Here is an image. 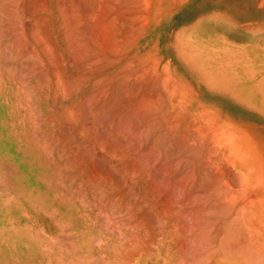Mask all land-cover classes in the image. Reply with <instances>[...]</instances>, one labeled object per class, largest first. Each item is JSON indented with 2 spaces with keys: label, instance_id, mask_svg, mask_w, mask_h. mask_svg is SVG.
<instances>
[{
  "label": "rangeland",
  "instance_id": "rangeland-1",
  "mask_svg": "<svg viewBox=\"0 0 264 264\" xmlns=\"http://www.w3.org/2000/svg\"><path fill=\"white\" fill-rule=\"evenodd\" d=\"M30 1L17 9L24 20L0 32L3 138L35 171L16 180L0 165L15 264H264V134L240 133L239 119L183 85L157 46L138 49L126 23L106 39L99 23L88 34L75 20L102 0Z\"/></svg>",
  "mask_w": 264,
  "mask_h": 264
},
{
  "label": "crops",
  "instance_id": "crops-1",
  "mask_svg": "<svg viewBox=\"0 0 264 264\" xmlns=\"http://www.w3.org/2000/svg\"><path fill=\"white\" fill-rule=\"evenodd\" d=\"M31 3L30 0H0V32L3 21L24 20L17 16V9ZM187 7L195 8V12ZM263 7L264 0H186L159 23L154 38L161 58L182 84L200 88L201 95H208L203 100L211 103L219 116L239 119L240 133L264 134V126L258 128L251 123L264 118L261 113L264 109ZM165 26L170 28L167 30ZM246 55H253L255 60L252 62ZM3 137L8 139L0 124V153L2 150L7 153L4 158L0 154V165L10 167L16 180L19 177L30 181L35 174L32 164L9 141L20 155L19 160L13 158ZM262 146L264 158V142ZM0 204V264H15L11 239L3 237V233L6 228H15L16 216L11 205L8 209L1 199ZM212 264H222L221 258Z\"/></svg>",
  "mask_w": 264,
  "mask_h": 264
},
{
  "label": "bare ground",
  "instance_id": "bare-ground-1",
  "mask_svg": "<svg viewBox=\"0 0 264 264\" xmlns=\"http://www.w3.org/2000/svg\"><path fill=\"white\" fill-rule=\"evenodd\" d=\"M73 1V0H72ZM96 1V0H95ZM186 0H121V1H112V0H105V1H103L102 0V2H99V1H97V3L96 2H93V4H92V1L91 2H86V0L84 1V2H86V3H88L89 5V8H88V10H86V8L87 7H85L84 8V10L83 11H81L82 9H80V11H81V14L78 16V18H76V22L79 24V25H83V27H85L86 28V26H90L89 27V33L87 32V30H86V32L88 33V34H90V32H92V30H93V26L94 25H96L97 23H99L100 25H103V32L102 33H105L104 35V37H102V38H104V39H106V37L107 36H109L108 35V33L110 32V30H111V28H112V26H113V24L115 25V24H119L120 22H122V23H126L125 24V28H126V30L124 29V27L123 28H121L122 29V31L123 32H127V31H129L128 29L129 28H131L130 29V33H129V35L131 34L132 35V33H131V30H135V31H137V33L139 32V36L136 34V37H138L137 39H138V42H137V44H136V47L138 48V49H142L143 48V46H145V43H152V44H154V46H157V44H156V42H154L153 41V39L155 38V36L157 35V27H158V25H159V23L165 18V17H167L168 15H170V13H171V10H173L178 4H180V3H183V2H185ZM214 1V0H213ZM218 1V0H217ZM263 1V0H262ZM194 2V1H193ZM202 2V1H201ZM66 3V2H65ZM76 3H78L77 1H76ZM199 3V2H198ZM249 3V2H248ZM251 3V2H250ZM69 4V3H68ZM71 4H72V2H71ZM70 4V5H71ZM82 4V3H81ZM234 4V3H233ZM64 5V4H63ZM74 5H76L75 3H74ZM84 5H85V3H84ZM184 5V4H183ZM253 5V4H252ZM82 6H83V4H82ZM196 6V5H195ZM200 6V5H199ZM251 6V5H250ZM98 7H100V8H98ZM182 7H184V6H182ZM228 7V6H227ZM231 7V6H230ZM42 8V7H41ZM44 8V7H43ZM68 8H69V6H68ZM74 8V7H73ZM77 8V7H76ZM80 8V7H79ZM188 8V7H187ZM189 8H192V7H189ZM188 8V9H189ZM201 8V7H200ZM264 8V7H263ZM64 9H67V8H64ZM70 9V8H69ZM183 9V8H182ZM236 9V8H235ZM78 10V9H77ZM191 10V9H190ZM192 10L195 12V8L193 9L192 8ZM199 10V9H198ZM210 10V9H209ZM225 10V9H224ZM189 11V10H188ZM192 11V12H193ZM69 12H70V10H69ZM73 12H77V11H74L73 10ZM215 12V11H214ZM229 12V11H228ZM210 13V12H209ZM65 14V13H64ZM67 14H68V12H67ZM191 14V13H190ZM206 14V13H205ZM61 15V14H60ZM195 15V14H194ZM69 16V15H68ZM74 17H76L75 15H73ZM186 16V15H185ZM190 16V15H189ZM197 16V15H196ZM64 17V16H63ZM193 17V16H192ZM179 17H177V19H178ZM191 18V17H190ZM173 19V18H172ZM190 20V19H189ZM45 21V20H44ZM67 21V20H66ZM75 21H74V23H75ZM165 21V20H164ZM167 21V20H166ZM180 21V20H179ZM187 21V20H186ZM73 22V21H72ZM191 22V21H190ZM45 23V22H44ZM66 23V22H65ZM68 23V22H67ZM189 23V22H188ZM72 24V23H71ZM65 25V24H64ZM122 25V24H121ZM164 25V24H163ZM116 26V25H115ZM115 26H114V28H115ZM119 26V25H118ZM117 26V27H118ZM74 27V26H73ZM78 27H80V26H76V29H78V31H79V28ZM82 27V26H81ZM82 27V28H83ZM116 27V28H117ZM120 27V26H119ZM67 28V27H66ZM81 28V29H82ZM85 28H83V29H85ZM88 28V27H87ZM165 28H167L166 26H165ZM169 28H170V26H169ZM169 28H167V30L169 29ZM70 29V28H69ZM80 29V31L79 32H81V31H83V30H81ZM118 29V28H117ZM160 29V28H159ZM99 29L97 28V31H98ZM101 30V29H100ZM101 30V31H102ZM114 30V29H113ZM113 30H112V32H113ZM119 31V30H118ZM95 32V31H94ZM98 32H100V31H98ZM121 32V31H120ZM133 32V31H132ZM166 32V31H165ZM69 33V32H68ZM97 33V32H96ZM101 33V32H100ZM101 33V34H102ZM136 33V32H135ZM76 34V33H75ZM84 34H86L85 32H84ZM111 34V33H110ZM128 34V33H127ZM83 35V34H82ZM165 35V34H164ZM75 36H77V35H75ZM81 36V35H80ZM95 36V35H94ZM97 36V35H96ZM128 36V35H127ZM82 37V36H81ZM87 37V36H86ZM100 37V38H101ZM110 37H113V35L112 36H110ZM109 37V38H110ZM133 37V39H135L134 38V36H132ZM161 37H162V35H161ZM69 38V37H68ZM118 38V37H117ZM116 38V39H117ZM126 38V37H125ZM164 38V37H163ZM77 39H79V38H77ZM76 38H75V40H77ZM81 39V38H80ZM97 39H98V37H97ZM128 39H130V38H128ZM127 39V40H128ZM122 40V39H121ZM126 40V39H125ZM136 40V39H135ZM162 40V39H161ZM78 41V40H77ZM103 41V40H102ZM92 42V41H91ZM104 43H105V41H103ZM107 42V41H106ZM119 42H120V40H119ZM132 42V41H131ZM134 42V41H133ZM94 43H96V42H94ZM93 43V44H94ZM129 43V44H128ZM136 43V42H135ZM67 44V43H66ZM69 44V43H68ZM80 44H81V42H80ZM99 44H101V43H99ZM116 45H117V43H115ZM120 44V43H119ZM127 44L128 45H130V41L128 40V42H127ZM126 44V45H127ZM107 45V44H106ZM125 45V44H124ZM123 45V46H124ZM150 45V44H149ZM161 45V44H160ZM100 47H101V45H99ZM105 46V45H104ZM119 46V45H118ZM120 47L121 49H124V48H126V51H127V47L125 46V47ZM132 46V45H131ZM130 46V47H131ZM153 46V45H152ZM165 46V45H164ZM89 47V46H88ZM113 47V46H112ZM82 48H84V46L82 47ZM157 48V47H156ZM93 49V48H92ZM162 49V48H161ZM99 50H101V49H99ZM104 50V49H103ZM107 50V49H106ZM110 50V49H109ZM114 50H115V48H114ZM114 50H113V53H115L114 52ZM117 50H118V48H117ZM136 50V49H135ZM85 51V50H84ZM86 51H87V49H86ZM93 51V50H92ZM92 51H90V52H92ZM96 51V50H95ZM112 51V50H111ZM119 51H120V49H119ZM157 51V50H156ZM101 52V51H100ZM118 52V51H117ZM121 52V51H120ZM94 53V52H93ZM92 53V54H93ZM86 54V53H85ZM89 55V54H88ZM105 55V54H104ZM248 58H250V60H252L251 59V57H249V55H246ZM90 57V56H89ZM121 57V56H120ZM101 58V57H100ZM101 61V60H100ZM110 61H111V59H110ZM113 61V60H112ZM253 62V61H252ZM91 63H92V61H91ZM124 64H126V63H124ZM123 66H125V65H123ZM123 66H122V68H123ZM146 68V67H145ZM91 69V68H90ZM120 69H121V67H120ZM123 70V69H122ZM248 71V70H247ZM122 76H125V75H122ZM247 76H249V75H247ZM118 77V76H117ZM135 77V76H134ZM232 77H234V76H232ZM244 77V76H243ZM115 79V78H114ZM108 81V80H107ZM107 81H105V82H107ZM109 81H110V79H109ZM263 81V80H262ZM119 82V81H118ZM130 83V82H129ZM128 83V84H129ZM132 83V82H131ZM261 83V82H260ZM125 84V83H124ZM128 86V85H127ZM137 87V86H136ZM262 87V86H261ZM260 87V88H261ZM264 88V87H263ZM258 90V89H257ZM139 100V99H138ZM142 100V99H141ZM140 100V101H141ZM146 102V101H145ZM143 103V102H142ZM145 104V103H144ZM143 104V105H144ZM150 107V106H149ZM150 109V108H149ZM174 122V121H173ZM172 124V123H171ZM169 125H170V123H169ZM197 135V134H196ZM206 136V135H205ZM182 137H183V135H182ZM179 138H181V137H179ZM184 138V137H183ZM203 139V138H202ZM195 141V140H194ZM196 142H197V140H196ZM198 144V143H197ZM207 147V146H206ZM194 148H196V147H194ZM197 149V148H196ZM211 155H212V153H211ZM208 158V157H207ZM216 158V157H215ZM219 160V159H218ZM210 164V163H209ZM211 165V164H210ZM223 165V164H222ZM208 166V165H207ZM212 167H214V166H212ZM215 169V168H214ZM220 169V168H219ZM216 170H217V168H216ZM192 171V170H191ZM215 171V170H214ZM220 171V170H219ZM195 174V173H194ZM215 174V173H214ZM217 175V174H216ZM220 176V175H219ZM189 177V176H188ZM193 177V176H192ZM205 178V177H204ZM215 178H217V176L216 177H214L213 179H215ZM218 179V178H217ZM238 179H240V178H238ZM206 181V180H205ZM201 183V182H200ZM213 183V182H212ZM240 183V182H239ZM205 184V183H204ZM223 184L225 185V183L223 182ZM234 184H236V183H234ZM191 185V184H190ZM217 186V185H216ZM230 187H231V185H229ZM239 186V185H238ZM225 188V187H224ZM227 189H228V187H226ZM220 189V191H221V188H219ZM229 190V189H228ZM230 190H232L231 188H230ZM237 190V189H236ZM244 190H246V187H245V189ZM195 192V191H194ZM230 192H232V191H230ZM196 194V193H195ZM211 194V193H210ZM219 194V193H218ZM233 194H234V192H233ZM209 195V194H208ZM239 195V194H238ZM243 195V194H242ZM195 196V195H194ZM201 196H203L202 194H201ZM213 196H214V194H213ZM224 196V195H223ZM230 196V195H229ZM227 197H228V195H227ZM213 198V197H212ZM216 198V197H215ZM223 198V197H222ZM205 199V198H204ZM225 199V198H224ZM239 199V198H238ZM252 198H250V200H251ZM209 200V199H208ZM223 200V199H222ZM228 200H230V199H228ZM248 200V199H247ZM205 201V200H204ZM211 201V200H210ZM218 201V200H217ZM252 201V200H251ZM207 202V201H206ZM212 202V201H211ZM222 202V201H221ZM200 203V202H199ZM204 204V203H203ZM231 204H234V203H231ZM230 205V204H229ZM0 206H1V204H0ZM227 206V205H226ZM231 206V205H230ZM233 206V205H232ZM229 207V206H228ZM208 208H210V207H208ZM229 208H231V207H229ZM212 209V208H211ZM228 209V208H227ZM242 209V208H241ZM231 210H233V209H230V212H231ZM214 212V211H213ZM247 212V211H246ZM205 213V212H204ZM233 213H234V211H233ZM218 214V213H217ZM216 214V215H217ZM19 215V214H18ZM26 215V214H25ZM205 215V214H204ZM207 215V214H206ZM203 216V215H202ZM225 216H227V215H225ZM228 216H230V215H228ZM208 217V216H207ZM206 217V218H207ZM4 218V217H3ZM203 218V217H202ZM247 218V217H246ZM7 219V218H6ZM217 220V219H216ZM229 220V219H228ZM231 221L233 220V219H230ZM229 220V221H230ZM0 221H1V219H0ZM218 221V220H217ZM222 221V220H221ZM224 221V220H223ZM228 221V222H229ZM234 221V220H233ZM206 222V221H205ZM230 223V222H229ZM231 223H233L234 224V222H231ZM230 223V224H231ZM4 224V223H3ZM2 224V225H3ZM210 224V223H209ZM213 224V223H212ZM222 224V223H221ZM229 224V225H230ZM233 224H231V225H233ZM243 225V224H242ZM214 226V225H213ZM228 226V225H227ZM206 227V226H205ZM231 228V226H228L227 227V230H228V228ZM235 227V226H234ZM240 227H241V225H240ZM221 228V227H220ZM229 228V229H230ZM242 228V227H241ZM3 229H4V227H3ZM2 230V229H1ZM224 230V229H223ZM225 230H226V227H225ZM223 231V233L225 232L226 233V231ZM232 230V229H231ZM230 231V230H229ZM241 231H245V230H241ZM246 231H248V230H246ZM233 232V231H232ZM250 232V231H249ZM229 233H231V232H229ZM236 233H238V232H236ZM246 234V233H245ZM250 234V233H249ZM223 235V234H222ZM225 235V234H224ZM244 235V234H243ZM207 236V235H206ZM219 236V235H218ZM232 236H234V235H232ZM253 236H255V235H253ZM257 236V235H256ZM255 236V237H256ZM220 237V236H219ZM223 237H227V236H223ZM255 237H253L252 239H254ZM178 239V238H177ZM222 239H224V238H222ZM229 239H231V238H229ZM200 240V239H199ZM198 240V241H199ZM225 240V239H224ZM236 240H238V239H236ZM251 240V239H250ZM256 240V239H255ZM50 241V240H49ZM197 241V240H196ZM218 241V240H217ZM226 241V240H225ZM228 241V240H227ZM247 241V240H246ZM200 242V241H199ZM206 242V241H205ZM213 242V241H212ZM234 242V241H233ZM236 242V241H235ZM239 242V241H238ZM238 242H236V243H233L234 245L235 244H237ZM251 242H254V240H252ZM241 243V242H240ZM245 243H248V242H245ZM245 243L244 244H242V245H245ZM258 243V242H257ZM87 244V243H86ZM198 244V243H197ZM196 244V245H197ZM223 244V243H222ZM249 244H250V242H249ZM204 246H205V244H203ZM207 245H208V243H207ZM221 245V244H220ZM220 245H219V247H220ZM226 244H224V246H225ZM231 245V244H230ZM238 245V244H237ZM96 246V245H95ZM217 246V245H216ZM238 246H241L240 244L238 245ZM247 246H250V245H247ZM256 246L258 247L259 245H255L254 247V249H256ZM262 246V245H261ZM261 246H259L258 248H260ZM200 247V246H199ZM228 247H229V245H228ZM252 247V249H253V246H251ZM251 247H249V248H251ZM21 248V247H20ZM19 248V249H20ZM88 248V247H87ZM90 248V247H89ZM226 248V247H225ZM262 249H263V247H261ZM260 248V249H261ZM17 249V248H16ZM215 249V248H214ZM194 250V249H193ZM196 250V249H195ZM227 250H229V249H227ZM246 250V249H245ZM251 250V249H250ZM225 251V250H224ZM237 251V250H236ZM249 251V250H248ZM254 251V250H253ZM257 251H258V253H256L255 255H257V254H260V255H257V257L258 256H262L263 254L261 253V250H260V252H259V250L257 249ZM221 252V251H220ZM263 252V251H262ZM211 253V252H210ZM218 253V252H217ZM225 253V252H224ZM239 253V252H238ZM253 253V252H252ZM255 253V252H254ZM253 253V254H254ZM125 254V253H124ZM219 254V253H218ZM252 254V255H253ZM240 255V254H239ZM206 256V255H205ZM241 256V255H240ZM254 256V255H253ZM252 256V257H253ZM242 257V256H241ZM245 258H246V256H244ZM105 258V257H104ZM261 259H263L264 257L262 256V257H260ZM255 259V258H254ZM92 261V260H91ZM95 262V261H94ZM261 263V262H260ZM251 264V263H250ZM253 264V263H252ZM258 264V263H257Z\"/></svg>",
  "mask_w": 264,
  "mask_h": 264
}]
</instances>
